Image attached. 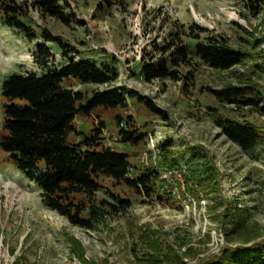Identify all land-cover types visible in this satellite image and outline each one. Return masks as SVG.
Returning <instances> with one entry per match:
<instances>
[{"label":"rangeland","instance_id":"rangeland-1","mask_svg":"<svg viewBox=\"0 0 264 264\" xmlns=\"http://www.w3.org/2000/svg\"><path fill=\"white\" fill-rule=\"evenodd\" d=\"M64 1L74 17L67 26L28 11L25 21L35 39L0 23V84L14 72H42L33 58L37 44L51 56L47 66L65 62L56 44L38 37L40 30L73 48L75 60L112 67L117 77L106 85L68 79L63 86L87 96L123 87L151 101L162 115L128 99L123 109L97 108L76 116L68 141L78 143L101 123L99 145L125 153L132 176L154 170V193L138 196L103 179L86 206L101 207L100 200L119 209L118 201L127 200L129 206L108 209L91 229L79 228L47 209L38 189L0 150V264H200L228 248L264 241V115L219 103L209 92L249 85L264 102V13L249 15L242 0H109V6L103 0ZM171 20L224 36L244 59L222 71L200 66L184 87L182 82H143L136 76L141 51L161 41ZM3 102L0 95V120ZM215 115L250 123L259 143L241 151L220 135ZM117 119L143 138L135 144L121 141ZM200 166L210 169L202 183L190 179V169Z\"/></svg>","mask_w":264,"mask_h":264},{"label":"trees","instance_id":"trees-1","mask_svg":"<svg viewBox=\"0 0 264 264\" xmlns=\"http://www.w3.org/2000/svg\"><path fill=\"white\" fill-rule=\"evenodd\" d=\"M103 2L109 6V0ZM242 5L253 17L264 13V0H242ZM67 8L69 5L64 0H0V23L31 40L37 38V34L25 21L30 9L41 17L53 18L67 26L74 20L66 12ZM38 37L43 42L56 44L65 62L58 67L47 66L46 61L51 56L47 48L37 44L33 58L43 68L42 72H14L1 81L0 95L4 102L0 150L7 155L14 170L38 189L41 203L47 209L72 226L91 229L94 222L108 213V209L118 212L129 206L127 200L118 201L120 209L106 200L99 201L101 207L86 206L102 189L101 180L121 183L136 195L149 197L154 193L155 173L148 170L132 176L125 153L99 145L101 123L100 128L82 136L78 143L69 142L68 136L74 132L75 117L88 115L97 108L123 109L128 99L136 100L156 115L161 116L162 113L151 101L123 87L97 90L87 96L63 86L68 79L81 84L106 85L113 82L117 74L112 67H99L92 60H75L73 48L45 30H40ZM148 47L141 51L136 72V76L145 83L155 80L182 82L184 87L192 81L200 66L222 71L231 69L244 59V53L234 50L224 36L197 24L183 25L176 20L170 21L159 43L153 42ZM209 92L219 103L248 107L264 115V102L253 86H227L209 89ZM213 118L220 135L241 151L247 152L259 143L260 135L250 123L216 115ZM117 123L121 125V141L135 144L143 138L133 128L124 129L119 119ZM190 170V179L202 183L207 180L205 175L210 169L200 166ZM76 195L82 199L76 201ZM86 208L88 212L84 216ZM200 264H264V241L228 248L219 257Z\"/></svg>","mask_w":264,"mask_h":264}]
</instances>
